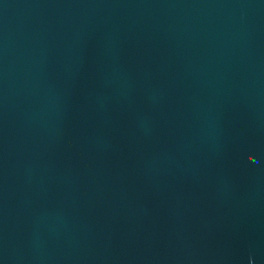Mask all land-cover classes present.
<instances>
[{
	"label": "water",
	"instance_id": "obj_1",
	"mask_svg": "<svg viewBox=\"0 0 264 264\" xmlns=\"http://www.w3.org/2000/svg\"><path fill=\"white\" fill-rule=\"evenodd\" d=\"M0 264H264V0H0Z\"/></svg>",
	"mask_w": 264,
	"mask_h": 264
}]
</instances>
